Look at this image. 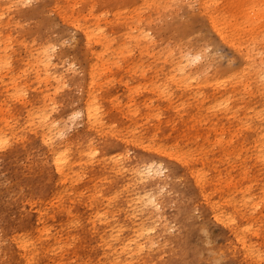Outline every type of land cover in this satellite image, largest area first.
Segmentation results:
<instances>
[{
	"label": "bare ground",
	"instance_id": "obj_1",
	"mask_svg": "<svg viewBox=\"0 0 264 264\" xmlns=\"http://www.w3.org/2000/svg\"><path fill=\"white\" fill-rule=\"evenodd\" d=\"M31 1L0 0V138L10 142L0 157L30 144L53 177L17 206L15 232L3 228L12 234L0 235L1 262L155 264L162 251L156 238L176 247L179 264L213 263L222 251L235 264H264V249L252 239L264 237V220L255 216L264 197L252 195L254 182L264 192V0H191V19L231 54L227 76L189 64L179 47L183 24L157 25L186 0H48L63 27L46 22L44 33L26 27ZM166 32L176 38L172 46ZM60 36L69 43L43 62V49ZM76 118L82 128L68 134ZM94 138L105 145L100 159L87 155ZM61 149L67 156L58 162ZM156 149L169 158L195 152V171L212 178L197 183L189 169L185 187L158 165L134 171L135 161L145 169L159 157ZM171 201L177 208L168 214ZM194 210L222 226L225 250L193 245L205 231Z\"/></svg>",
	"mask_w": 264,
	"mask_h": 264
},
{
	"label": "rangeland",
	"instance_id": "obj_2",
	"mask_svg": "<svg viewBox=\"0 0 264 264\" xmlns=\"http://www.w3.org/2000/svg\"><path fill=\"white\" fill-rule=\"evenodd\" d=\"M47 2L48 0H32L28 4L30 6H26L24 8L25 10L28 11V13H26L25 15H26V18L30 20V22L27 23L26 27L29 28L30 32L35 31L37 29V26H40L41 32L44 33V27H45L46 22L50 23L54 28L63 27V24L58 19V17H56L54 13L47 11L48 9ZM183 2H187V0ZM39 8H42L43 10H45L47 15L46 14L43 15L42 13H36V11ZM164 18L165 19L162 18L160 22H158L157 25H162V23L163 25H165L166 23H171L172 21L174 23H178V24L181 23L184 26H186L187 22L191 19V11L184 7H178V8L175 7V9L171 10V13L169 14V16H165ZM199 26L200 25L198 24V27ZM199 28L202 30L203 34L208 39H210V37L204 33V30L201 27ZM172 35H174L173 32L171 34L169 32H166V34L163 36V39H166V40L162 39L166 47L172 46L173 41L176 40V38H173ZM183 43L184 42L182 40L181 42L182 47L180 44H179V47L186 52V48L184 47L185 45H183ZM221 49H222V55L224 56L227 55L226 59H228V56L230 54L229 51L225 47ZM226 59L224 63H226ZM73 94L76 95L77 97L78 93L75 92ZM65 104L68 105V103H65ZM59 105L60 106L62 105L61 107H63L64 104L60 103ZM81 128H82L81 120L80 118L78 119L76 118V120H73L72 122L68 124L67 133L71 135L76 134L79 132ZM218 159H220L218 155H216V157L213 159L214 161H217L214 163V165L216 166L214 168L216 169L219 167ZM236 164L239 165V168L241 167L240 166L241 164L239 163H236ZM231 165L234 166L233 163H231ZM222 167L218 169L220 170ZM214 168L212 169L215 171L216 169ZM249 172H251L249 175H253L252 173L255 172L254 168L252 169L250 168V165H249ZM52 177H53V172L45 167L41 159L37 157L36 151L33 149V147L30 144L26 143V144L21 145L19 150H17L14 154L7 155V156L5 155L3 157H0V235L4 233H9L7 235H11L12 230L13 232H15L14 228L17 226L18 219H19L17 206L21 207L27 204L28 202L32 201L33 200L32 198L36 196V194L43 188V186H45L48 182L51 181ZM167 190L168 189L166 188L164 189V191H167ZM252 195H254L255 197H259L258 198L259 200H261V198L264 197V192L260 189V184L254 182ZM173 197H174V200H176V196L173 195ZM258 199L257 201H259ZM169 205L170 206L168 207L169 208L168 214H171L177 208V204L175 201H171ZM193 212H196V215L199 217V218L197 217V223L203 228L202 230H205L203 232L201 231L202 234L200 233L199 235L194 236L193 245L196 247H199L207 243L209 245L213 244L212 246H214V248L217 249L218 251L221 249L225 250V247L228 243V239L226 238L224 234L225 231L222 228V226L213 218H204L203 217L204 215L202 214L201 210H197V211L194 210ZM199 213L202 215V218H200ZM255 216L256 217L259 216L258 218H261L264 220L262 215L255 214ZM6 226H9L11 229L13 227V229L11 230L9 228V230L7 229L3 230V228ZM260 230H261V233L264 234V227H261ZM172 232L173 234H178V232L175 229H172ZM253 233L256 234V232H251L250 234L253 235ZM256 238H257V235H255V237L252 238L253 241L260 244L262 248L264 249V237L261 238L260 240ZM154 239H153V242L155 241L154 247L156 248V246L158 245L157 248L160 247L162 249V251L157 252L154 257L155 264L157 260L164 259L168 255L172 256V259L169 262V264H179L177 261H175V257L173 255V252L175 251L176 247L173 246L172 244L171 245L166 244L164 240L162 241V239H156V238ZM164 245L165 247L166 245H169V246H167V248H164ZM172 246L174 248H171ZM163 250L166 253H164ZM216 254L217 253H215V257L217 256L216 258H218L219 261L215 259L213 263H205V264H218L220 260L223 261L224 264H235L233 260L229 259L226 252L222 251V252H219V254L217 255ZM161 255L163 256L161 257Z\"/></svg>",
	"mask_w": 264,
	"mask_h": 264
},
{
	"label": "snow or ice",
	"instance_id": "obj_3",
	"mask_svg": "<svg viewBox=\"0 0 264 264\" xmlns=\"http://www.w3.org/2000/svg\"><path fill=\"white\" fill-rule=\"evenodd\" d=\"M26 6H29L26 4ZM177 7H184L187 9H193L196 7V5L191 2V0H187L184 5H177ZM261 8L264 9V4L261 5ZM89 40H91V37H88ZM182 40L184 42V47L188 50L190 53L187 57L188 62L190 65H192L196 72H200L201 69L204 70V72H210L212 70H222L221 74L227 76L231 71H233V68L228 67V65L232 64V60L230 59L231 54H229V58L227 59V62L224 63L226 57L222 55V49L220 47V42L218 40H215V43H213L212 40H209L202 32V30L198 27V24L194 19H190L186 26H184V31L182 35ZM65 45L69 43L68 40H65L63 36L58 37L55 41V47H53V44H48L46 48L43 49V52L45 53V60L43 62L47 63V55L51 51H55L56 48L59 47L61 42ZM4 62H0V67H5ZM85 75H86V66H85ZM262 82H264V77H262ZM20 95H23L21 92ZM97 114H99V108L96 109ZM80 113L74 112L73 117L79 116ZM73 117H70L72 119ZM89 122L91 123L92 115H91V108L89 110ZM67 130V129H66ZM61 135H64L63 133ZM45 145H47L49 142L48 140L44 141ZM170 143V142H165ZM10 147L9 140H5L3 138H0V150H7ZM89 147L90 151L87 153L89 157L100 159V157L103 155V151L105 148V145L102 140L99 139H93L92 141H89ZM121 148H123V145H121ZM156 151L160 152L159 157H152L150 161L146 162L145 169H140L138 165L140 164V161H135V164L137 165V168L134 169V171L139 172L141 175L144 174L146 169L150 167H157V171L163 175V173L167 172L169 177H177L179 180V183L187 187L192 183V177L189 176L188 170H193V175L199 183L200 181H207L212 178L211 175H209L204 170H200L199 172H196L195 169L199 167L198 164H192L191 161L193 159H196L195 152H185L182 155H172L169 158V152L164 149H156ZM67 156V150L61 149L60 155L56 157L57 161L59 162L61 158ZM183 166V167H182ZM57 171H59V168H57ZM183 173V175L181 174ZM199 199V197H197ZM151 204L153 208H156L159 210L161 207L160 203L155 199H151ZM191 203V202H190ZM189 203V208H190ZM256 215H262L264 217V202H262L261 206L259 207V211L256 212ZM264 227V225H262ZM150 232H155V228H149ZM0 264H14L13 261L4 260L3 262H0ZM20 264H38L37 261L26 258L25 260H22ZM156 264H169V262L160 259L156 261ZM218 264H224L223 261L218 262Z\"/></svg>",
	"mask_w": 264,
	"mask_h": 264
}]
</instances>
